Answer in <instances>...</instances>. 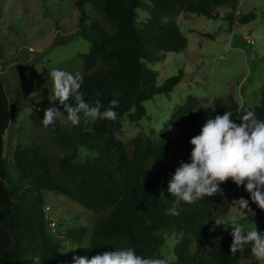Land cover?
Wrapping results in <instances>:
<instances>
[{
    "label": "trees",
    "instance_id": "obj_1",
    "mask_svg": "<svg viewBox=\"0 0 264 264\" xmlns=\"http://www.w3.org/2000/svg\"><path fill=\"white\" fill-rule=\"evenodd\" d=\"M79 14L77 35L89 44L86 54L80 55L83 71L81 91L84 99L94 104L100 100L109 107L113 99L119 101L117 119H98L85 124L81 114L78 126L61 124L45 128L41 122L43 109L63 107L58 101L49 103V92L36 88L40 106L35 125L50 134L53 150L50 155L32 143L16 146L11 164L26 181L21 187L3 158V137L10 124L9 100L0 81V264H33L29 258L39 256L41 264H57L60 243L52 236L45 213L43 195L50 192L70 199L96 216L88 239V258L114 248L131 247L138 255L159 258L164 245V232L175 230L190 235L173 247L172 264H259L251 255V245L243 253H230L232 228L217 224L226 217L233 199L249 200L255 210L252 228L264 233V214L256 211L249 193L231 180L221 184L222 191L214 197H205L193 204L181 202L179 216L166 215L175 197L167 191L166 176L173 175L182 162H190V139L198 135L203 123L232 113L240 123L247 111H241L232 96L214 100L205 110H197L198 100L192 97L174 109L172 122L178 125V138L155 140L138 135L128 143L120 139L121 120L127 117L137 123L146 116L144 102L157 95H168L180 83L181 74L156 85L157 75L146 63L158 61L167 53H181L187 44L180 34L174 16L179 12L219 17L220 8H228L224 16L229 30L239 0H74ZM264 3V0H263ZM100 15L102 23L90 21L87 6ZM146 12L139 21L137 11ZM261 20L264 16L251 12L239 23ZM74 106V101H70ZM256 116L264 120V89L258 105L252 107ZM67 116V113H62ZM86 128L92 129L86 131ZM95 152L92 160L75 161L79 148ZM161 190L165 198H160ZM86 229L70 230L66 238L80 243ZM194 243V245H193ZM203 246L208 252H201ZM194 248L192 251L191 248Z\"/></svg>",
    "mask_w": 264,
    "mask_h": 264
},
{
    "label": "rangeland",
    "instance_id": "obj_2",
    "mask_svg": "<svg viewBox=\"0 0 264 264\" xmlns=\"http://www.w3.org/2000/svg\"><path fill=\"white\" fill-rule=\"evenodd\" d=\"M228 11V8L218 9L216 19L183 12L174 16L180 34L186 40L185 50L167 53L146 66L156 73L157 86L179 74L181 79L187 76L189 82L183 83L180 79L168 95H157L144 102L146 116L141 121L133 123L123 117L120 133L123 143L138 135L155 140L178 138V125L172 122L173 112L189 97L198 100L197 110L210 108L214 100L226 96H232L241 111L259 104L264 89V23L257 20L242 25L239 20L251 12L264 16V3L263 0H239L230 30L224 20ZM87 14L90 21L102 23L100 15L89 5ZM137 15L139 21L147 16L141 10ZM78 20L74 0H0V81L10 110V124L3 139V158L23 188L27 186L26 181L18 178L19 174L11 164L16 146L36 143L50 155L54 151L50 134L32 120L40 113L36 88L48 92L52 89L49 72L54 68L82 76L92 73H86L82 68L80 55L88 52L89 44L77 35ZM247 38L253 41L252 45L246 43ZM58 121L70 124L63 114ZM95 156V152L81 147L75 161L84 163ZM171 176L168 174L166 179L170 180ZM43 198L47 204L46 216L53 224L50 233L61 245L57 264H72L74 255L88 257V239L96 216L55 193H44ZM254 206L256 211L264 214L255 203ZM237 213L236 207L230 209L228 216L220 218L217 224L230 225V217ZM253 217L242 218L246 228H252ZM80 227L86 229L84 239L80 243L70 242L67 233ZM186 238L191 236L173 229L165 231L159 256L172 264L173 247ZM74 247L78 248L69 251ZM191 249L194 251L193 247ZM201 250L208 252L209 248L203 246Z\"/></svg>",
    "mask_w": 264,
    "mask_h": 264
},
{
    "label": "clouds",
    "instance_id": "obj_3",
    "mask_svg": "<svg viewBox=\"0 0 264 264\" xmlns=\"http://www.w3.org/2000/svg\"><path fill=\"white\" fill-rule=\"evenodd\" d=\"M49 76L53 82L49 103L58 101L63 111L52 106L43 109L41 122L45 128L55 125L62 113H67V120L73 126L80 124L81 114L85 124H94L98 119H117L114 109L119 107L118 100H111L109 107L102 112L100 100L92 104L84 99L81 91L83 76L80 73L54 68ZM70 101H74V106ZM238 120L240 123L232 119L230 111L217 114L207 119L199 134L190 139V162H182L168 181L167 191L175 200L166 209V215L179 216L183 210L180 208L181 202L193 204L205 197H214L222 191L221 184L229 180L237 187L243 186L251 202L264 211V120L258 119L254 110H248ZM160 198L167 202L163 190ZM232 205L238 209V213L229 219L232 228L231 255L243 253L251 245L252 257L259 264H264V233H260L256 227L248 229L241 222L248 215L255 216L249 200L243 197L233 199ZM76 248H70L69 251ZM29 259L33 264H41L39 256ZM72 264H168V261L146 258L138 255L134 248L127 247L104 251L91 258L74 255Z\"/></svg>",
    "mask_w": 264,
    "mask_h": 264
},
{
    "label": "built area",
    "instance_id": "obj_4",
    "mask_svg": "<svg viewBox=\"0 0 264 264\" xmlns=\"http://www.w3.org/2000/svg\"><path fill=\"white\" fill-rule=\"evenodd\" d=\"M246 43L249 44V45H252V44H253V41L250 40L249 38H247V39H246ZM52 226H53V224H51V223L49 222L48 227L50 228V227H52Z\"/></svg>",
    "mask_w": 264,
    "mask_h": 264
},
{
    "label": "water",
    "instance_id": "obj_5",
    "mask_svg": "<svg viewBox=\"0 0 264 264\" xmlns=\"http://www.w3.org/2000/svg\"><path fill=\"white\" fill-rule=\"evenodd\" d=\"M181 82L188 83L189 79L187 78V76H183V78L181 79Z\"/></svg>",
    "mask_w": 264,
    "mask_h": 264
},
{
    "label": "crops",
    "instance_id": "obj_6",
    "mask_svg": "<svg viewBox=\"0 0 264 264\" xmlns=\"http://www.w3.org/2000/svg\"><path fill=\"white\" fill-rule=\"evenodd\" d=\"M3 139H4V137H3Z\"/></svg>",
    "mask_w": 264,
    "mask_h": 264
}]
</instances>
